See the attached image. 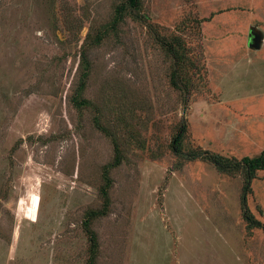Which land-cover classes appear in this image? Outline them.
I'll list each match as a JSON object with an SVG mask.
<instances>
[{"label":"rangeland","instance_id":"1","mask_svg":"<svg viewBox=\"0 0 264 264\" xmlns=\"http://www.w3.org/2000/svg\"><path fill=\"white\" fill-rule=\"evenodd\" d=\"M120 2L0 0V264H90L89 231L95 264H264L244 171L171 148L185 120V152L264 149V0H141L149 22L117 23ZM248 206L264 222V170Z\"/></svg>","mask_w":264,"mask_h":264},{"label":"trees","instance_id":"2","mask_svg":"<svg viewBox=\"0 0 264 264\" xmlns=\"http://www.w3.org/2000/svg\"><path fill=\"white\" fill-rule=\"evenodd\" d=\"M141 9V0H121L120 4L117 5L115 22H120L124 19L126 14L131 15L134 19L143 22H149L147 14H142ZM151 26V24H148ZM156 32V31H155ZM156 39L160 44L171 54L174 59V64L172 66L171 72V82L177 88H183V85L186 87L187 79L184 77L182 72V63L190 62V55L186 52L180 50V47L176 44L182 45L181 39L178 37L175 39L170 38L166 39L164 37L158 36L156 32ZM194 65V64H192ZM86 75V74H85ZM183 84V85H182ZM188 132V125L185 120H182L178 125L177 131L172 138L171 148L178 156H183L188 160H206L213 163L219 171L221 172H234L243 170L244 171V185L242 188L241 194V204H242V216L244 220L248 223L249 227H258L264 230V222L258 219L254 213L250 210L248 206V195L252 192V182L257 177V173L260 170H264V149L257 156H244L241 159L237 158H228L219 153H215L209 149H194L189 152L183 150V143ZM108 167L105 168V176L107 182L110 181V178L107 177ZM103 195L105 197V209L109 205L108 189L104 186L102 188ZM97 213V212H95ZM92 215V214H91ZM90 239L92 242L93 256L94 251L97 249V241L94 233H90ZM90 259V264L94 263V257Z\"/></svg>","mask_w":264,"mask_h":264},{"label":"water","instance_id":"3","mask_svg":"<svg viewBox=\"0 0 264 264\" xmlns=\"http://www.w3.org/2000/svg\"><path fill=\"white\" fill-rule=\"evenodd\" d=\"M262 36L257 27H252L249 32V45L252 48L261 46Z\"/></svg>","mask_w":264,"mask_h":264},{"label":"bare ground","instance_id":"4","mask_svg":"<svg viewBox=\"0 0 264 264\" xmlns=\"http://www.w3.org/2000/svg\"><path fill=\"white\" fill-rule=\"evenodd\" d=\"M19 237V236H18Z\"/></svg>","mask_w":264,"mask_h":264}]
</instances>
